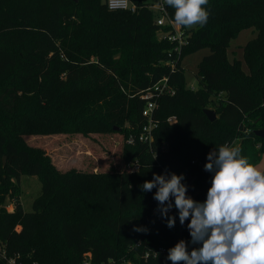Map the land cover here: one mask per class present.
Masks as SVG:
<instances>
[{
  "label": "trees",
  "instance_id": "obj_1",
  "mask_svg": "<svg viewBox=\"0 0 264 264\" xmlns=\"http://www.w3.org/2000/svg\"><path fill=\"white\" fill-rule=\"evenodd\" d=\"M105 1L0 0V264L15 254L25 264H170L168 249L191 240L189 221L181 225L173 207L176 224L168 228L156 190H141L144 181L184 174L188 195L203 202L211 150L241 147L254 166L264 158V138L255 134L264 129V0H209L205 27L178 24L184 44L167 39L173 27L157 24L147 0H131L135 10H110ZM166 9L174 20V9ZM245 28L257 32L244 46L247 71L227 53ZM202 48L210 52L192 88L182 61ZM164 77L174 93L157 98L158 126L150 142L140 141L147 122L141 94ZM210 107L214 120L204 112ZM116 125L124 137L121 166L109 172H60L24 138L112 133ZM23 174L42 183L31 211L20 200Z\"/></svg>",
  "mask_w": 264,
  "mask_h": 264
},
{
  "label": "clouds",
  "instance_id": "obj_2",
  "mask_svg": "<svg viewBox=\"0 0 264 264\" xmlns=\"http://www.w3.org/2000/svg\"><path fill=\"white\" fill-rule=\"evenodd\" d=\"M208 3L164 0L174 9L175 23L189 28L206 26L210 12L203 6ZM206 159L204 171L213 175L203 202L188 195L184 174L154 173L140 186L144 192L156 190L153 199L168 228L176 224V216L169 215L173 207L181 225L189 221L190 242L181 239L169 248L167 260L173 264H264V171L242 155L241 147L227 143L211 150ZM189 243L199 246L189 250Z\"/></svg>",
  "mask_w": 264,
  "mask_h": 264
},
{
  "label": "rangeland",
  "instance_id": "obj_3",
  "mask_svg": "<svg viewBox=\"0 0 264 264\" xmlns=\"http://www.w3.org/2000/svg\"><path fill=\"white\" fill-rule=\"evenodd\" d=\"M152 3V10L155 17L160 16V0H147ZM177 26H179L176 23ZM180 33L184 30L178 28ZM257 34L255 28H245L235 36L230 43L227 53L230 60L239 58L242 60L243 68H248L244 61V46ZM210 52L208 48H202L196 52L187 54L182 65L185 70L187 85L192 88H198L199 82L196 77L198 64L200 60ZM211 108V107H210ZM115 130L112 133H30L24 135L25 140L33 146L42 148L50 157L56 168L60 172L70 170L83 172H109L111 167H117L121 164V148L123 144V134ZM118 131V132H117ZM121 166V165H120ZM259 170H264V158L255 165ZM20 200L25 210H33V201L40 195L42 183L37 175H21L20 178ZM6 207L9 210L14 208L11 199H7ZM123 264H133L130 261Z\"/></svg>",
  "mask_w": 264,
  "mask_h": 264
},
{
  "label": "built area",
  "instance_id": "obj_4",
  "mask_svg": "<svg viewBox=\"0 0 264 264\" xmlns=\"http://www.w3.org/2000/svg\"><path fill=\"white\" fill-rule=\"evenodd\" d=\"M105 2L110 10H120V9L135 10V4H133L131 0H106ZM158 9L160 12V16H158L156 19L157 24L161 26L168 24L171 25L174 29L172 33L167 34V39L170 41H177L179 44L186 43V38H185L186 35L183 32L182 33L179 32L178 30L179 26L176 25L175 21L172 20V18L168 14L166 5L164 4V0H160ZM164 92L170 94L174 93V89L168 87L167 77H164L159 82H157L153 87L148 88L141 94V97L146 99V105L144 106L142 113L145 116L147 122L142 126V129L140 130V134L138 135L140 141L150 142L153 138V130L158 126V119L155 118V110L157 108V98L160 97ZM175 120H176L175 116H170L168 118V121L171 123L174 122ZM134 141L135 138L132 135H130L128 137L127 142L134 143ZM194 162L195 160H193V163ZM138 166H139L138 161H134L128 164V167L131 170H136ZM158 215H160L159 212ZM159 250L165 251V248L161 247ZM2 256L6 257L5 252H3ZM6 264H25V262L20 254H15L7 257ZM86 264H89V262H87ZM170 264H173V262H171Z\"/></svg>",
  "mask_w": 264,
  "mask_h": 264
},
{
  "label": "water",
  "instance_id": "obj_5",
  "mask_svg": "<svg viewBox=\"0 0 264 264\" xmlns=\"http://www.w3.org/2000/svg\"><path fill=\"white\" fill-rule=\"evenodd\" d=\"M204 112L207 114L210 120H214L215 118H217V113L213 108H205ZM114 129L119 130V127L115 126ZM255 134L257 136H260L261 138H264V129L255 130ZM5 159L6 157L4 156L3 157L4 162H5Z\"/></svg>",
  "mask_w": 264,
  "mask_h": 264
}]
</instances>
